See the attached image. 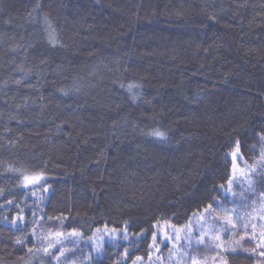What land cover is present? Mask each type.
I'll return each mask as SVG.
<instances>
[{
    "label": "trees",
    "instance_id": "trees-1",
    "mask_svg": "<svg viewBox=\"0 0 264 264\" xmlns=\"http://www.w3.org/2000/svg\"><path fill=\"white\" fill-rule=\"evenodd\" d=\"M261 252L264 0H0V264Z\"/></svg>",
    "mask_w": 264,
    "mask_h": 264
},
{
    "label": "snow or ice",
    "instance_id": "snow-or-ice-1",
    "mask_svg": "<svg viewBox=\"0 0 264 264\" xmlns=\"http://www.w3.org/2000/svg\"><path fill=\"white\" fill-rule=\"evenodd\" d=\"M153 135L156 136V137H158V138H160L162 142L166 139V137L164 136V133L159 132V131L154 132ZM235 143H236V145H237L236 151H234V152H232V153L230 154V159H231V161H232V165H233L231 171H232V173H233L234 175L239 171V175H240V176H244L245 174H244L243 170H238V169L236 168V164H235L236 158H237V157H240L241 161L243 160V158H242V156H241V154H240V152H239V141H235ZM24 180H25V182H26L28 185L35 186V185H37V184H40L42 181L46 180V177H43L42 175H34V176H31V177H29V176H25V177H24ZM233 182H234V181H233L232 179H229V180H228V185H227V186H225V185H221V186H219V188H220L221 190L225 189L226 187H227V188H230V186H231V184H232ZM237 183H238V181H237ZM224 194L227 196V195H230L231 193H230V192H225ZM214 202L219 203L218 201H215V200H214ZM208 209H211V205L208 206ZM208 209H206L205 211H208ZM237 218H239V216H237ZM21 219H23V218L21 217ZM227 223H229V224L232 223L230 218L227 220ZM232 227H234V225H233ZM252 228L254 229V228H255V225H252ZM231 230H232V228H225V229H224L225 234H227V233H228L229 231H231ZM173 231H174V233H176V230H175V229H174ZM189 231H190V229H189ZM113 233H115V229H113ZM33 234H34V233H33ZM73 235H76V233L73 232ZM155 238H156V236H155V234H154V235H153V240H155ZM170 239H171V238H169V237H165L164 240H163L162 242L167 243ZM176 239L179 240V239H180V236H179V235H176ZM185 239H186V238H185ZM215 240L218 242V243H217V247H218L220 250H224L223 245L219 243L220 237H219V236L215 237ZM21 242H22V241H20L19 239L17 240V243H18V244L21 243ZM196 243H197V245L202 244V243H203V236H201V240H198ZM45 251H47V249H45ZM232 251H234V250H232ZM61 254H63V253H61ZM260 255H261V256H264V252H261ZM138 259H140V258H138ZM193 264H198V262L194 260V261H193Z\"/></svg>",
    "mask_w": 264,
    "mask_h": 264
},
{
    "label": "rangeland",
    "instance_id": "rangeland-1",
    "mask_svg": "<svg viewBox=\"0 0 264 264\" xmlns=\"http://www.w3.org/2000/svg\"><path fill=\"white\" fill-rule=\"evenodd\" d=\"M241 159H240V157H237L236 158V161H235V164H236V168L238 169V170H241ZM238 176V177H237ZM234 177L237 179V178H239L240 176H239V171L234 175ZM236 181V180H235Z\"/></svg>",
    "mask_w": 264,
    "mask_h": 264
}]
</instances>
